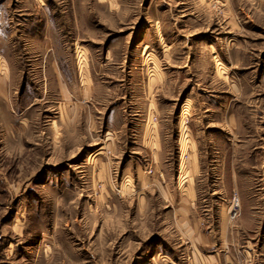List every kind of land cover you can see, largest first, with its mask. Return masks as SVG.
Here are the masks:
<instances>
[{
    "label": "rangeland",
    "instance_id": "374dc122",
    "mask_svg": "<svg viewBox=\"0 0 264 264\" xmlns=\"http://www.w3.org/2000/svg\"><path fill=\"white\" fill-rule=\"evenodd\" d=\"M187 98L185 129L214 110L231 132L222 150L255 169L264 0H0V264H198L175 222L180 203L160 191L182 194ZM152 99L158 164L131 122ZM107 131L118 149L103 146ZM205 178L197 217L226 205L235 222L264 205V195L236 196L231 219L234 196H205Z\"/></svg>",
    "mask_w": 264,
    "mask_h": 264
},
{
    "label": "crops",
    "instance_id": "0c3cea01",
    "mask_svg": "<svg viewBox=\"0 0 264 264\" xmlns=\"http://www.w3.org/2000/svg\"><path fill=\"white\" fill-rule=\"evenodd\" d=\"M79 80L84 81V78L79 77ZM186 102L189 104L191 102L194 109L193 99L187 98L184 105ZM157 109V102L152 99L142 112L133 116L131 122L141 136V150L149 151L151 162L158 164L162 156L161 133L163 131L158 122L155 126L150 124L151 117L158 114ZM213 111L209 108L203 110L200 114L203 118L202 123L189 126V132L185 129L184 117L188 113V107L185 105L180 118L184 120V122L180 120L181 155L187 152L183 175L185 182L180 190L182 194H179L177 189L172 190L169 185H163L160 191L170 201L173 202L172 199H175L176 203H180L179 207L176 206L177 208L174 209L175 222L180 238L184 236L190 241L193 259L198 264H264V205L252 206L248 212L241 210V216L235 222L229 219V209L226 205H218L213 211L207 209L201 217L195 216L197 198L203 195L195 182L199 180V177L203 179L208 177L211 182V187L205 190V196L230 198L264 195V157L253 159L252 167L255 169L251 168L252 171L251 169L247 171L246 168L243 170L242 165L245 161L242 158L236 159L234 149L233 154L222 150V140L219 136L225 133L231 134V132L223 128V124L216 119L218 116ZM193 114H195L194 111ZM228 119L229 126L237 130L236 113L230 112ZM200 134H204L202 143L206 141L208 143V147L205 145L202 150L199 146ZM104 142L103 146L106 148L118 149L114 141H109V131L106 132ZM227 149H230V146ZM137 158L141 160L139 156ZM124 160L125 164L130 165V160ZM203 164H207L208 169L204 170ZM129 172L128 168L124 173ZM157 181L161 183L160 180L157 179ZM182 195L185 196V202L178 199Z\"/></svg>",
    "mask_w": 264,
    "mask_h": 264
},
{
    "label": "built area",
    "instance_id": "2783aa9c",
    "mask_svg": "<svg viewBox=\"0 0 264 264\" xmlns=\"http://www.w3.org/2000/svg\"><path fill=\"white\" fill-rule=\"evenodd\" d=\"M239 208H240V204H239V199L234 196L233 197V202H232V209H231V213H230V218L234 219L239 215Z\"/></svg>",
    "mask_w": 264,
    "mask_h": 264
},
{
    "label": "bare ground",
    "instance_id": "6f19581e",
    "mask_svg": "<svg viewBox=\"0 0 264 264\" xmlns=\"http://www.w3.org/2000/svg\"><path fill=\"white\" fill-rule=\"evenodd\" d=\"M181 120V119H180ZM181 122H183L182 120H181Z\"/></svg>",
    "mask_w": 264,
    "mask_h": 264
}]
</instances>
